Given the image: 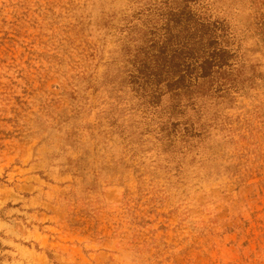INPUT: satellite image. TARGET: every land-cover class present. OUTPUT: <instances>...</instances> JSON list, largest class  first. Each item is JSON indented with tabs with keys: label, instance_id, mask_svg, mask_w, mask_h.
Returning a JSON list of instances; mask_svg holds the SVG:
<instances>
[{
	"label": "rangeland",
	"instance_id": "374dc122",
	"mask_svg": "<svg viewBox=\"0 0 264 264\" xmlns=\"http://www.w3.org/2000/svg\"><path fill=\"white\" fill-rule=\"evenodd\" d=\"M183 8L233 65L152 96ZM0 264H264V0H0Z\"/></svg>",
	"mask_w": 264,
	"mask_h": 264
},
{
	"label": "trees",
	"instance_id": "16d2710c",
	"mask_svg": "<svg viewBox=\"0 0 264 264\" xmlns=\"http://www.w3.org/2000/svg\"><path fill=\"white\" fill-rule=\"evenodd\" d=\"M154 40V50L141 48L132 60L130 78L155 86L157 92L213 88L214 81L233 65L229 29L220 19L199 16L183 8L169 13Z\"/></svg>",
	"mask_w": 264,
	"mask_h": 264
}]
</instances>
